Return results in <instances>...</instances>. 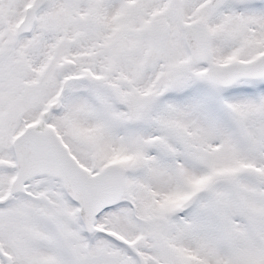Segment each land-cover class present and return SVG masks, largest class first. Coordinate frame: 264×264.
<instances>
[{"label": "snow or ice", "instance_id": "snow-or-ice-1", "mask_svg": "<svg viewBox=\"0 0 264 264\" xmlns=\"http://www.w3.org/2000/svg\"><path fill=\"white\" fill-rule=\"evenodd\" d=\"M0 264H264V0H0Z\"/></svg>", "mask_w": 264, "mask_h": 264}]
</instances>
